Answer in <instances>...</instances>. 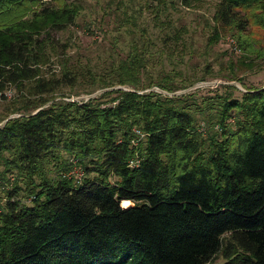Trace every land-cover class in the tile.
I'll return each instance as SVG.
<instances>
[{
	"label": "trees",
	"instance_id": "16d2710c",
	"mask_svg": "<svg viewBox=\"0 0 264 264\" xmlns=\"http://www.w3.org/2000/svg\"><path fill=\"white\" fill-rule=\"evenodd\" d=\"M164 4L145 0L152 12ZM112 6L125 23V5ZM80 10L68 0H0V100L8 86L33 97L0 125V160L24 185L0 204V264H209L216 254L222 264H264V87L144 92L172 94L208 73L164 70L141 28L99 71L65 66L42 79L50 34ZM212 19L210 44L249 25L264 30V0H217ZM83 73L87 94L101 93L54 101ZM69 158L78 179L62 174Z\"/></svg>",
	"mask_w": 264,
	"mask_h": 264
},
{
	"label": "rangeland",
	"instance_id": "374dc122",
	"mask_svg": "<svg viewBox=\"0 0 264 264\" xmlns=\"http://www.w3.org/2000/svg\"><path fill=\"white\" fill-rule=\"evenodd\" d=\"M70 1L77 3L81 10L73 25L50 34L53 43L46 47V56L42 57L38 65L42 79L52 75L59 77L64 69H69L65 66L77 67L81 72L85 69L92 73L99 71L109 60V56L116 53L122 55L127 50L131 38H136L140 34L138 29L141 28L151 40V53L161 54L157 63L164 70L174 68L185 73L191 71L193 78L208 73L203 76L204 80L172 94L155 88L144 92L151 91L168 97L197 92L195 97H200L208 91L226 94L232 91L225 90L224 87L233 86L234 96H238V91L243 92L245 88L264 87V30L249 25L244 33H220L216 43H208L212 26H215L212 14L217 0H202L188 8L178 0H165L164 6H160L155 12L145 8V0H68ZM115 2L122 3L127 8H121L118 12L125 11L126 22H121V25L117 24L116 10L112 6ZM231 43L236 46V51ZM238 44L242 46L239 47ZM230 65H234L232 71ZM153 68L158 70V64ZM91 82L84 75L77 81L76 87L70 89L62 85L51 97L54 101L65 102L71 97L93 98L102 90H93L94 92L87 94ZM118 88L128 90L125 87ZM2 96L4 99L0 100V118L3 120L0 125L26 113L25 109L29 108L33 100L30 94L13 86H8ZM197 123V130L204 137L208 128L201 120ZM67 163L69 170L62 174L78 179L80 171L77 161L69 158ZM6 168L0 160V204L15 185L24 189V185L16 177L17 172L9 173ZM108 180L111 181V178ZM123 206L129 207L125 203ZM223 262V258L216 254L209 264Z\"/></svg>",
	"mask_w": 264,
	"mask_h": 264
},
{
	"label": "built area",
	"instance_id": "2783aa9c",
	"mask_svg": "<svg viewBox=\"0 0 264 264\" xmlns=\"http://www.w3.org/2000/svg\"><path fill=\"white\" fill-rule=\"evenodd\" d=\"M231 44H232V48H233V50L236 51V46L234 45V43H231ZM196 87H197V86H196ZM86 100H87V97H81V98H76V99H73V98L71 97V98L67 99L68 102H70V103H77V104H79V105L82 104V103H84ZM132 164L135 165V163H133V162H130V163H129V165H132Z\"/></svg>",
	"mask_w": 264,
	"mask_h": 264
}]
</instances>
